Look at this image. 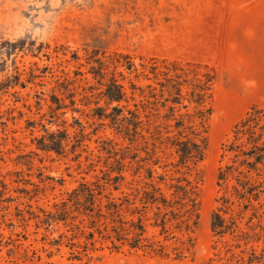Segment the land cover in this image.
Segmentation results:
<instances>
[{"label":"rangeland","instance_id":"obj_1","mask_svg":"<svg viewBox=\"0 0 264 264\" xmlns=\"http://www.w3.org/2000/svg\"><path fill=\"white\" fill-rule=\"evenodd\" d=\"M232 1L0 0V264H264V169L229 151L264 113V35Z\"/></svg>","mask_w":264,"mask_h":264},{"label":"trees","instance_id":"obj_2","mask_svg":"<svg viewBox=\"0 0 264 264\" xmlns=\"http://www.w3.org/2000/svg\"><path fill=\"white\" fill-rule=\"evenodd\" d=\"M116 91V92H115ZM113 90L112 88L106 91V94L110 101L112 102H121L122 101V93L120 90ZM113 112L116 114H111L112 120L117 121L116 124L119 125L121 121L119 119V113L121 112L119 109L114 108ZM264 118V113L259 110H253L241 123L236 127V135H243L247 136V141L251 144V147L246 150H238L237 146L231 145L229 148L230 152L238 153L235 154V158L239 156H243L244 158L240 160V166L246 167L249 171H260L259 165L264 169V141H261L262 137L264 136V125H261V121ZM135 127V126H134ZM260 131V133L258 132ZM43 148H50L51 150L58 151L57 147L61 146L62 141H59V136L56 134L49 135L47 141L42 139L40 141ZM49 146V147H48ZM178 155L181 161L187 160H197L201 161L203 158L202 148L197 143H190V142H181L177 145ZM235 164L226 166L224 169L220 168L219 170V181H226L230 175H232V171L235 170L239 173V175H243L242 171H238V168H235ZM244 190L247 193L251 192L250 186L244 184ZM123 225V224H122ZM213 229L219 230L222 233L224 228L223 221L219 214L214 215V220L212 222ZM133 239H132V247L138 248L142 243V237L145 233V229L141 223H133L131 225ZM115 233L117 234L118 238H122L124 234H126L125 229L119 227ZM127 235V234H126Z\"/></svg>","mask_w":264,"mask_h":264},{"label":"crops","instance_id":"obj_3","mask_svg":"<svg viewBox=\"0 0 264 264\" xmlns=\"http://www.w3.org/2000/svg\"><path fill=\"white\" fill-rule=\"evenodd\" d=\"M235 6V8L240 7L238 13H233L232 26H238V28H243L247 30L246 34L250 35H264V0H247L244 2H230ZM243 6H240V5ZM247 6V7H246ZM246 9V11H244ZM235 14H245L247 18H242L240 20L235 18ZM250 31V32H249Z\"/></svg>","mask_w":264,"mask_h":264}]
</instances>
